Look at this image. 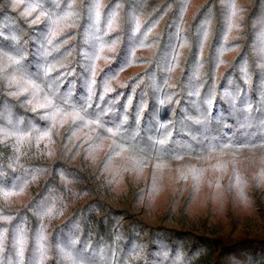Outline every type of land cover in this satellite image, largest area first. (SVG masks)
I'll return each mask as SVG.
<instances>
[{
  "label": "trees",
  "instance_id": "obj_1",
  "mask_svg": "<svg viewBox=\"0 0 264 264\" xmlns=\"http://www.w3.org/2000/svg\"><path fill=\"white\" fill-rule=\"evenodd\" d=\"M242 6L245 27L239 38L234 39L237 34L228 30L229 0H107L98 17L92 0H75L74 4L71 0H24L19 7H13V0H0V53L6 54L5 75L19 71L43 86L46 82L37 79V69L56 65L50 79L59 77L63 81L60 88L62 94L74 85L72 98L79 103L76 97L87 95L86 85L92 78V62L95 59L96 97L89 109V118H96V105L100 103L105 81L119 77L112 80L114 90L100 104L101 110L112 107L114 111L102 117L103 126L96 127V133L105 136L106 128H115L131 99V107L126 113L129 119L124 128L129 132L136 130V113L140 105L146 103L144 118L139 125L143 135L145 122L150 121L149 113L166 122L173 119V111L179 116L182 109H190L196 102L197 98L190 94L193 89L185 77L189 76L190 66L195 68L199 44L203 42L208 76L199 97L202 109L207 111L203 101L209 96L213 98L212 116H216L218 111L242 110L252 104V127L247 131L258 139L257 120L264 113V72L256 65L264 52L257 50L255 61L251 53L245 54L249 52L251 39L247 20L260 14L262 4L261 0H245ZM67 8L73 9V26L62 36L53 38L50 18L62 15ZM114 14L116 26L110 30L109 23ZM137 21L139 31H136ZM209 21L210 31L205 42L202 25ZM222 48L238 50L220 57L225 63L219 75L214 76L213 60L216 57L213 50ZM12 57L23 59L16 65L12 63ZM174 62L180 64L182 72L175 74L174 87H170L167 69ZM246 78H250V84L245 82ZM26 95H21L19 99L8 95L4 83L0 81V127L6 132L16 133L0 143V190L15 193L27 184L23 196L13 195L0 200V215L8 217L7 220H0V231L5 234L3 264H8L14 251L16 233L20 229L26 240L25 264H31L36 259L41 235L44 237L43 264H59L58 248H68L64 238L69 230L63 225L71 216L77 215L82 233L80 243L85 246L90 243L95 247L97 241H102L101 247L114 245L122 262L134 250L128 247L132 237L127 231L133 216L129 203L131 195L120 201L97 195L98 173L94 174L85 160L82 140L69 143V130L63 131L60 136L52 134L41 139L51 122L23 106ZM46 98L51 99L47 95ZM110 101L114 103L109 104ZM45 111L39 109L41 114ZM9 114L11 124L8 123ZM236 115L243 121L242 111H237ZM21 117L23 123L18 124ZM227 123L230 127H237L231 120ZM223 131L229 137L239 136V131L231 132L228 128ZM21 137L24 138L23 143L19 142ZM117 140L123 143L119 137ZM34 175L40 179L32 181ZM70 199L73 202L68 204ZM94 200L104 205H97L98 211L89 209ZM66 204L68 211L63 218L41 219L50 210L63 209ZM152 226L189 233L193 239L211 243L213 251L208 257V264H217L226 245L260 238L264 229V201H257L256 207L249 213H230L223 219L211 215H200L196 219L179 216L169 219L165 213ZM144 235L147 240L151 236V228ZM118 236L121 239L116 244ZM132 242L134 247L140 243ZM150 247L149 243L147 249ZM147 249L143 264H148Z\"/></svg>",
  "mask_w": 264,
  "mask_h": 264
},
{
  "label": "clouds",
  "instance_id": "obj_2",
  "mask_svg": "<svg viewBox=\"0 0 264 264\" xmlns=\"http://www.w3.org/2000/svg\"><path fill=\"white\" fill-rule=\"evenodd\" d=\"M23 2L24 0H13V7H19ZM71 3L74 4L75 0H71ZM261 4L260 14L247 20L251 39L249 52L245 55L251 53L254 61L257 50L264 52V0H261ZM244 22L242 0H229L228 30L237 34L234 39H238L239 34L244 31ZM139 27L140 25L136 26V31H139ZM202 27L206 42L210 21L205 22ZM227 39L225 37V41ZM237 50H213L216 57L213 60L214 76L219 75V70L225 63L220 57L231 55ZM164 54L161 53L162 56ZM5 59L6 54L0 53V81L4 83L7 94L17 99L27 94L23 106L36 112L41 119L51 122L47 131L48 137L52 134L60 136L63 131L69 130V143L82 140L81 149L85 160L89 162L94 174L98 173L97 195L111 201L125 200L131 195L129 203L133 216L127 229L132 237L128 247L134 249L131 256L121 262L115 246L105 244L101 247L102 241H97L95 247L90 243L87 246L82 245L77 215L71 216L63 225L69 230L64 238L68 248H58L59 264H143L149 243L151 247L147 249L148 264H208V257L213 251L211 243L193 239L189 233L171 232L152 225L162 219L165 213L169 219L177 216L196 219L200 215L223 219L230 213L243 215L253 210L257 201H264V113L257 120L259 138L256 139L253 133L247 131L252 127V104L249 103L242 110L218 111L216 116H212L213 98L209 96L203 101L207 111L202 109L199 97L208 76L203 42L199 44L195 68L190 66L189 76L185 77L189 87L193 89L190 94L197 98L196 102L190 109H182L179 116L173 111V119L166 122H161L158 116L149 113L150 121L145 122L143 135L139 125L144 118L146 103H142L136 113V130L129 132L124 128L129 119L126 113L131 107V99L128 100L125 114L115 128H106L105 136L96 133V127L103 126L102 117L114 111L112 107L101 110L100 104L114 90L111 87L112 80H118L119 77L105 81L100 103L96 105V118H89V109L96 97L95 59L92 62V78L86 85L87 95L76 97L79 103L72 98L74 85L62 94L60 88L63 81L59 77L50 79L56 65L37 69V79L46 82L42 86L19 71L5 75ZM22 59L23 57L11 58L16 65ZM256 66L264 72V55L259 58ZM167 71L170 73L167 83L174 87L175 74L182 72V68L178 62H174ZM245 82L250 84V78H246ZM37 94L51 97V106L41 107V103L37 102ZM112 103L114 102H109ZM39 109L46 111L41 114ZM237 111L244 113L243 121L238 119ZM229 120L237 127H230L227 123ZM8 123H12L10 114ZM17 123L22 124L23 118H19ZM33 128L35 130L34 125ZM225 128L231 132L239 131V136L225 135ZM15 135L16 133L6 132L0 127V143ZM117 137L123 143H119ZM79 154L78 152L77 155ZM39 179V176L32 177L34 182ZM26 188L27 184L14 195L23 196ZM72 202L70 199L68 204ZM68 204L63 209L54 212L50 210L41 219L63 218L68 211ZM97 205L104 206L101 201L94 200L89 209L98 211ZM149 228L151 236L146 240L144 234ZM120 239V236L116 237L115 243L118 244ZM133 240L140 243L134 247ZM42 246L44 249L39 237L36 259L31 264H43L45 256L44 251L41 252ZM13 248L8 264H25L24 249L21 252L15 245ZM3 262L4 246L0 247V264ZM217 264H264V229L258 239L240 240L226 245Z\"/></svg>",
  "mask_w": 264,
  "mask_h": 264
},
{
  "label": "snow or ice",
  "instance_id": "obj_3",
  "mask_svg": "<svg viewBox=\"0 0 264 264\" xmlns=\"http://www.w3.org/2000/svg\"><path fill=\"white\" fill-rule=\"evenodd\" d=\"M37 2H38V0H37ZM92 3L94 5V12L98 17L99 16V9L102 7V0H92ZM29 14H30V12H29ZM137 25H139V21H137ZM115 26H116V18H115V14H114L113 17L111 18V22L109 23V29L112 30L115 28ZM51 104H52V101L48 98H45L44 102L41 103V107H50ZM48 136H49L48 132H44L41 139L46 138ZM23 140H24L23 137L19 138L20 143H23ZM13 195H14L13 192H3L2 190H0V200L8 199L9 197H11ZM7 219H8V217L0 215V220H7ZM4 239H5V234L3 233V231H0V247L3 246ZM40 240H41V244H43V240H44L43 235H41ZM25 242H26V240H25L24 232L22 229H20L17 231L16 236H15V245L21 252L24 249ZM43 251H44V249L42 246L41 252L43 253Z\"/></svg>",
  "mask_w": 264,
  "mask_h": 264
},
{
  "label": "rangeland",
  "instance_id": "obj_4",
  "mask_svg": "<svg viewBox=\"0 0 264 264\" xmlns=\"http://www.w3.org/2000/svg\"><path fill=\"white\" fill-rule=\"evenodd\" d=\"M107 0H102V6L106 4ZM245 3V0H242V5ZM72 8L71 10L69 8L66 9V11L57 17L50 18V25L52 27V37H60L62 36L65 32L70 30V28L73 26L72 20L74 15L72 14ZM100 11V9H99ZM41 18V17H39ZM46 98V95L40 96L37 94V101L43 103Z\"/></svg>",
  "mask_w": 264,
  "mask_h": 264
}]
</instances>
